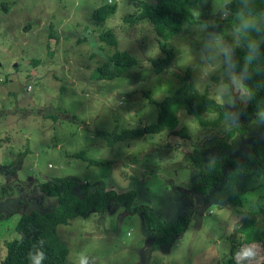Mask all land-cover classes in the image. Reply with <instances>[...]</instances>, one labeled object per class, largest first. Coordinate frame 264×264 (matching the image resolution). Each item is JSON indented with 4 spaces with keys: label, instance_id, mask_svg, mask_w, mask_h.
Returning a JSON list of instances; mask_svg holds the SVG:
<instances>
[{
    "label": "rangeland",
    "instance_id": "1",
    "mask_svg": "<svg viewBox=\"0 0 264 264\" xmlns=\"http://www.w3.org/2000/svg\"><path fill=\"white\" fill-rule=\"evenodd\" d=\"M156 0H0V264L7 243L19 239L16 226L25 213L50 212L57 199L42 185L72 177L90 191L103 181L118 191L134 190L132 210L110 203L101 213L59 226L69 264H262L264 261V162L231 185L230 165L222 166L219 183L200 189L210 165L224 158L244 164L254 143L264 136L242 122L210 113L203 123L179 113L188 137L166 130L108 145L96 131L122 132L153 125L159 106L189 75L202 94L231 107L246 102L242 75L234 68L230 40L243 46L236 32L238 16L258 18L264 38V9L254 0H193L197 24H185L170 41L175 59L169 70L155 71L151 58L166 55L151 21L132 25L126 17L141 11V2ZM116 12L99 25L93 17L105 5ZM225 35H219V29ZM110 30L117 40H99ZM116 52L134 55L138 64L114 78H97V69ZM155 102H152L151 99ZM231 117V116H230ZM256 133V134H254ZM232 134V135H231ZM262 134V135H260ZM257 143V142H256ZM83 153L88 160L77 157ZM261 160V159H259ZM240 193L239 205L231 202ZM82 194L81 186L75 189ZM173 223L190 212L188 229L170 244L156 247L144 210ZM250 214L258 220L260 243H247L240 228ZM251 250L248 259L242 257Z\"/></svg>",
    "mask_w": 264,
    "mask_h": 264
},
{
    "label": "trees",
    "instance_id": "2",
    "mask_svg": "<svg viewBox=\"0 0 264 264\" xmlns=\"http://www.w3.org/2000/svg\"><path fill=\"white\" fill-rule=\"evenodd\" d=\"M254 1L255 7L252 8L254 13L264 9V0ZM193 3V0L142 1L141 11L136 16L126 17L132 25L141 24L146 19H149L153 24L159 38L158 46L166 55L162 59H149L155 71H165L172 67L175 52L170 48V41L183 31L186 23L197 24ZM227 7L238 12L239 0H232L227 4ZM116 9L115 4L102 6L95 11L93 17L99 25H102L108 17L116 12ZM219 32L220 36L225 35L221 28ZM228 39L232 46L230 55L233 66L242 75L243 86L246 90L245 103L233 107L219 104L208 95L202 94L188 75L182 81V86L173 95L165 98L162 102H155L153 98L151 99L159 106V118L155 124L122 132L96 131V135L108 145L140 139L150 134H160L166 130H169L173 135L187 138V129L184 127L179 129L181 126L179 113L186 111L189 116L201 123H203V117L206 114H218L219 119L228 118L234 124L242 122L244 124L243 133H246L249 128H256V133H262L264 136V38L258 39V51L251 63L245 62L248 37H243L242 47H237L229 36ZM99 40L108 46L117 44V40L110 30L101 32ZM137 64L138 60L134 55L127 52H116L110 57L109 63L98 67L97 78H114L119 76V73L134 68ZM116 71L119 73L117 74ZM256 142L253 154L246 158L244 164L241 165L232 159L226 160V158L216 161L204 173V179L197 187L207 191L215 183H219L224 175L222 166L230 165L232 170L229 178L231 185L235 188L239 184L241 174L252 173L249 172L253 169L252 163L256 164L260 161L262 164V161L264 162V146L260 145L258 141ZM76 156L88 160L83 153L76 154ZM4 168L0 166V169ZM260 171L264 172L263 169ZM79 186L82 189L81 195L75 193V189ZM42 187L48 196L57 199V205L50 212L31 211L21 216L16 226L20 237L7 243V253L1 264H33V258H38V253L43 254L41 264H69L70 251L58 237L59 226L68 225L70 221L79 217L87 218L92 213H101L110 203H123L132 210L138 197L134 190L118 191L103 181L90 191L87 184L80 183L72 177L53 178L44 183ZM230 200L239 205L240 193L233 191ZM140 210H144L147 226L156 235V247L170 244L175 237L181 236L189 227L190 212H185L176 222L170 223L157 217L151 206L137 208V211ZM260 211L264 214V206H260ZM252 216L253 214H250L249 219L244 222L245 224L241 226L240 230L245 233L244 242L260 243L261 238L257 229L258 220Z\"/></svg>",
    "mask_w": 264,
    "mask_h": 264
},
{
    "label": "clouds",
    "instance_id": "3",
    "mask_svg": "<svg viewBox=\"0 0 264 264\" xmlns=\"http://www.w3.org/2000/svg\"><path fill=\"white\" fill-rule=\"evenodd\" d=\"M239 23L236 26V32L240 33L241 35H246L248 37L247 41V53L245 55V62L251 63L252 60L255 58L256 52L258 51V39L257 37L252 36L253 31L259 30L258 26V18L253 15H244L241 13L238 16ZM222 51L225 57H229L231 54V50L224 46ZM242 257L246 260L249 256L252 255L251 250H246V254L242 253ZM38 258H33V264H41V260L43 258L42 253L37 254ZM80 264H86V261L81 260Z\"/></svg>",
    "mask_w": 264,
    "mask_h": 264
}]
</instances>
